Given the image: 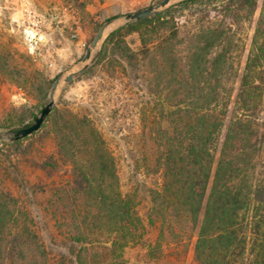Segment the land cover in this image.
<instances>
[{"label": "trees", "instance_id": "trees-1", "mask_svg": "<svg viewBox=\"0 0 264 264\" xmlns=\"http://www.w3.org/2000/svg\"><path fill=\"white\" fill-rule=\"evenodd\" d=\"M216 1L186 0L114 31L84 74L101 68L108 77L132 72L141 80L142 101L134 108L142 147L133 167L154 181L144 214L138 188L123 191L94 114L59 103L42 124L54 135L59 158L72 166L70 179L52 187L47 207L75 264H129L125 249L147 240V226L155 230L147 243L153 257L179 255L193 239L195 264H264V171L254 177L264 153V89L252 68L264 55L256 39L264 35V19L252 55L237 65L244 12L255 10L257 0H232L220 9L222 18L206 19L199 10L182 24L164 20L175 7ZM133 32L140 34L138 47L126 39ZM3 163L0 264H51L33 217L4 184Z\"/></svg>", "mask_w": 264, "mask_h": 264}, {"label": "rangeland", "instance_id": "rangeland-1", "mask_svg": "<svg viewBox=\"0 0 264 264\" xmlns=\"http://www.w3.org/2000/svg\"><path fill=\"white\" fill-rule=\"evenodd\" d=\"M159 1L0 0V147L5 148L0 151V160L9 170L2 178L33 217L51 264H75L69 243L47 207L52 187L70 179L72 166L59 158L56 139L48 126H41L18 145H11L12 137L2 133L34 122L32 117L46 104L54 78L81 59L103 21ZM231 1L175 7L164 15V20L182 24L197 17L199 10L209 16L206 19L215 14L222 18L220 9ZM263 11L264 0H257L253 11L245 9L247 18L240 33L241 55L237 59L241 67L246 65L250 51L253 53V38L260 20L264 19ZM125 36L132 47L140 45L139 32L125 33ZM256 37L263 45L264 35L259 33ZM252 68L259 71L255 83L264 89V74H260L264 73V55ZM130 73L108 77L106 70L97 68L68 85L57 105L62 109L67 103L79 114L91 113L98 119L107 144L116 156L122 189L131 192L138 188V207L144 214L150 206L148 188L154 181L142 173L137 176L133 167L134 156L142 147V141L136 137L142 130L140 115L134 108L142 101V89L136 90L141 80L137 74ZM9 153H12L11 160H8ZM259 171H264V153L254 177H258ZM154 236L155 230L147 226V240L125 249L129 264H195L193 239L179 255L153 257L147 243Z\"/></svg>", "mask_w": 264, "mask_h": 264}, {"label": "water", "instance_id": "water-1", "mask_svg": "<svg viewBox=\"0 0 264 264\" xmlns=\"http://www.w3.org/2000/svg\"><path fill=\"white\" fill-rule=\"evenodd\" d=\"M183 1L186 0H160L153 5L116 15L103 21L99 25L96 34L88 44L81 59L54 78L49 90L47 102L41 109L34 122L19 129L6 130L2 133V135L11 136L12 139H21L38 131L42 124L46 121L53 107L58 104L64 89L75 79L84 75L92 67L98 52L101 50L104 42L111 33L146 17L160 14L173 5Z\"/></svg>", "mask_w": 264, "mask_h": 264}]
</instances>
